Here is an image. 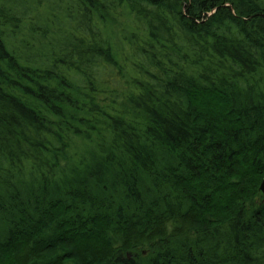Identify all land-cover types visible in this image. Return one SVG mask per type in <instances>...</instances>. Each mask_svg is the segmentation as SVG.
<instances>
[{"label": "trees", "instance_id": "1", "mask_svg": "<svg viewBox=\"0 0 264 264\" xmlns=\"http://www.w3.org/2000/svg\"><path fill=\"white\" fill-rule=\"evenodd\" d=\"M264 0H0V264H264Z\"/></svg>", "mask_w": 264, "mask_h": 264}, {"label": "water", "instance_id": "2", "mask_svg": "<svg viewBox=\"0 0 264 264\" xmlns=\"http://www.w3.org/2000/svg\"><path fill=\"white\" fill-rule=\"evenodd\" d=\"M260 191L264 195V181L260 185Z\"/></svg>", "mask_w": 264, "mask_h": 264}]
</instances>
